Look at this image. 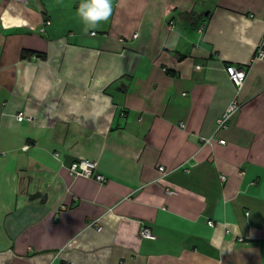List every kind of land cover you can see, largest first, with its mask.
Segmentation results:
<instances>
[{"label": "crops", "instance_id": "crops-1", "mask_svg": "<svg viewBox=\"0 0 264 264\" xmlns=\"http://www.w3.org/2000/svg\"><path fill=\"white\" fill-rule=\"evenodd\" d=\"M81 2L0 0V264H264V0Z\"/></svg>", "mask_w": 264, "mask_h": 264}, {"label": "built area", "instance_id": "built-area-1", "mask_svg": "<svg viewBox=\"0 0 264 264\" xmlns=\"http://www.w3.org/2000/svg\"><path fill=\"white\" fill-rule=\"evenodd\" d=\"M257 59L259 60H264V50L260 48L257 52L256 55ZM226 73L230 79V81L234 84L236 87L237 91H240L241 88L243 87V84L245 82L246 76H247V71L244 67H239V66H227L226 67ZM239 105L237 101H234L230 104L226 112L223 114V116L218 120V128L225 130L228 126V123L232 116L238 111ZM19 121H22L24 119L23 114H19L18 116ZM210 141H208L209 143ZM221 144H224V142H221ZM96 163L90 160H81L78 161L74 164H72L68 168V173L70 176L73 177H82L86 179H94L100 183H105L106 178L99 174L96 171ZM160 172H164V168H159ZM100 230V228L98 229ZM141 238L153 240L155 237L151 233L150 229L147 227H143L140 230L139 233Z\"/></svg>", "mask_w": 264, "mask_h": 264}, {"label": "clouds", "instance_id": "clouds-1", "mask_svg": "<svg viewBox=\"0 0 264 264\" xmlns=\"http://www.w3.org/2000/svg\"><path fill=\"white\" fill-rule=\"evenodd\" d=\"M77 11L87 32L109 20L113 13V0H82Z\"/></svg>", "mask_w": 264, "mask_h": 264}]
</instances>
